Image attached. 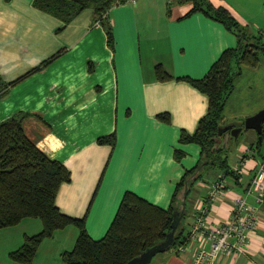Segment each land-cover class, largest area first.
Here are the masks:
<instances>
[{
  "label": "crops",
  "instance_id": "0c3cea01",
  "mask_svg": "<svg viewBox=\"0 0 264 264\" xmlns=\"http://www.w3.org/2000/svg\"><path fill=\"white\" fill-rule=\"evenodd\" d=\"M210 1L227 7L249 32L264 36V0ZM191 8V2L179 0H127L110 8L102 20L86 8L64 23L34 7L33 0H0V80L6 84L0 92V121L24 115L26 135L69 170L70 180L60 184L55 204L66 215L84 218L93 239L105 234L126 190L167 207L184 170L200 159L201 147L180 143L179 136L197 130L209 99L179 77H203L225 49L237 44V37L202 13L187 14ZM157 64L172 78L158 80ZM262 109L264 55L257 66L242 67L221 125L244 127L246 118ZM243 131L232 165L236 175L209 170L186 201L187 235L204 215L203 208L210 211V225L225 223L239 195L247 196L258 211L260 223L247 251L225 254L214 264H264V203L249 194L264 157L249 148L258 141L257 131ZM112 134L114 145L98 141ZM175 149L185 153L179 161ZM217 181L225 188L211 201V185ZM41 229L35 217L1 228L0 264H24L9 254ZM77 235L74 225L56 229L29 264H65L61 254L73 248ZM197 244L188 241L181 253L177 247L158 252L149 264H195Z\"/></svg>",
  "mask_w": 264,
  "mask_h": 264
},
{
  "label": "trees",
  "instance_id": "16d2710c",
  "mask_svg": "<svg viewBox=\"0 0 264 264\" xmlns=\"http://www.w3.org/2000/svg\"><path fill=\"white\" fill-rule=\"evenodd\" d=\"M126 1L33 0V6L67 23L86 8H91L94 17L102 20L110 8ZM179 1L192 3L187 14L202 13L223 24L237 37V44L225 49L203 77H179L191 82L209 99L208 112L201 118L197 130L193 134L181 131L179 136L180 143H195L201 147L199 161L194 167L184 170L167 207L155 205L126 190L105 234L93 239L87 232L84 218L66 215L55 204L60 184L70 180L69 170L61 162L48 158L26 135L24 115H13L0 121V229L28 217L39 218L42 223L40 232L26 236L22 245L10 252L11 259L31 263L43 239L68 225L76 226L78 235L73 248L61 254L65 264H126L163 242L172 230L173 221L177 222L173 243L165 250L184 245L188 240V235L183 231L186 201L194 186L199 181H205L207 172L212 169H218L225 175H236L229 162L230 145L225 149L219 144L214 151L217 143L215 137H223L219 129L223 127L224 107L242 67L257 66L261 55H264V36L249 32L227 7H216L210 0ZM106 34L111 43L113 33L108 25ZM154 69L158 80L172 78L161 64ZM5 86L0 80V92ZM158 117L169 121L167 114ZM259 139L260 135L255 143L257 147L262 144ZM233 140L231 138L230 142ZM98 141L114 145L115 135L103 136ZM249 148L253 150L254 147L251 144ZM184 155L182 150H174L176 160H181Z\"/></svg>",
  "mask_w": 264,
  "mask_h": 264
},
{
  "label": "built area",
  "instance_id": "2783aa9c",
  "mask_svg": "<svg viewBox=\"0 0 264 264\" xmlns=\"http://www.w3.org/2000/svg\"><path fill=\"white\" fill-rule=\"evenodd\" d=\"M251 155H244L243 160ZM224 188L225 183L221 181L213 183L209 192L211 201L217 200ZM251 193L257 194L256 200L259 204L264 203V163L259 166L252 179L249 194ZM202 211L204 215L196 218L188 232V241L198 242L193 250L195 264H214L225 254H241L247 251L251 233L257 230L260 223L258 211L247 202V196L239 195L235 198L230 218L223 224L210 225V211L205 208ZM187 242L177 247L178 252H185Z\"/></svg>",
  "mask_w": 264,
  "mask_h": 264
},
{
  "label": "water",
  "instance_id": "95a60500",
  "mask_svg": "<svg viewBox=\"0 0 264 264\" xmlns=\"http://www.w3.org/2000/svg\"><path fill=\"white\" fill-rule=\"evenodd\" d=\"M264 127V109L260 110L253 116L246 118L244 127H233L231 125L221 127L219 129V134L223 136L222 138L215 137L217 143L214 146V151L217 149L219 144H222L223 148H227L230 142V139L233 138L235 143L238 141L240 133L244 128L246 129H254L260 135V140H262V133ZM177 222L173 221L172 230L167 235L166 239L153 246L152 248L144 251L139 256H136L129 260L126 264H149L152 257L158 253L164 251L167 247H169L173 243V236L176 229Z\"/></svg>",
  "mask_w": 264,
  "mask_h": 264
},
{
  "label": "rangeland",
  "instance_id": "374dc122",
  "mask_svg": "<svg viewBox=\"0 0 264 264\" xmlns=\"http://www.w3.org/2000/svg\"><path fill=\"white\" fill-rule=\"evenodd\" d=\"M245 132L247 131H243L242 135L240 136V141L243 140L244 136H245ZM262 144L260 145V147H257V144H252V146L254 147L253 149L256 151L257 156L263 158L264 157V135L262 136ZM230 145V150H229V162L233 165L236 157L235 155L237 154V144L235 142H229ZM259 148V149H258ZM200 195L204 194V188L202 190H200ZM185 229L187 228L186 225L184 227Z\"/></svg>",
  "mask_w": 264,
  "mask_h": 264
}]
</instances>
